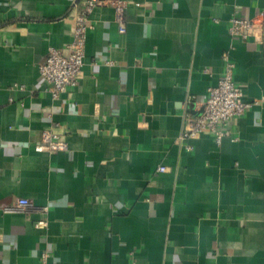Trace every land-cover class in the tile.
Returning a JSON list of instances; mask_svg holds the SVG:
<instances>
[{
    "label": "crops",
    "instance_id": "obj_1",
    "mask_svg": "<svg viewBox=\"0 0 264 264\" xmlns=\"http://www.w3.org/2000/svg\"><path fill=\"white\" fill-rule=\"evenodd\" d=\"M80 1L0 0V264H264V0H123V34L99 5L56 100L40 66ZM225 54L252 107L220 142L182 139ZM46 131L68 150L36 152ZM19 199L33 209L7 213Z\"/></svg>",
    "mask_w": 264,
    "mask_h": 264
},
{
    "label": "built area",
    "instance_id": "obj_2",
    "mask_svg": "<svg viewBox=\"0 0 264 264\" xmlns=\"http://www.w3.org/2000/svg\"><path fill=\"white\" fill-rule=\"evenodd\" d=\"M99 5H108L114 8L120 33H126L125 10L126 3L123 0H82L76 2L73 10L75 29L72 43L67 47V53L61 49L50 48L46 60L40 66V73L44 82L48 85L47 92L58 100L70 87H78L79 78L84 66L86 40L88 31L92 29L90 16ZM264 15V13H262ZM256 24L254 20L242 18L235 13L230 20L229 33L233 38L243 41L249 40L255 34ZM225 70L216 86L208 89V95L201 105V112L193 116L190 112H184V130L182 139L198 138L204 133H211L220 142L225 133V128L236 118L246 114L252 104L243 100L241 86L234 80L235 63L228 54L224 55ZM38 153H52L67 151L68 144L59 136L46 131L42 135V141L35 148ZM164 173L166 168L158 170ZM33 206L28 199H19L17 203L6 208L7 213L28 211ZM48 226L46 220L35 223L38 229ZM48 255L44 256L43 264H47Z\"/></svg>",
    "mask_w": 264,
    "mask_h": 264
}]
</instances>
